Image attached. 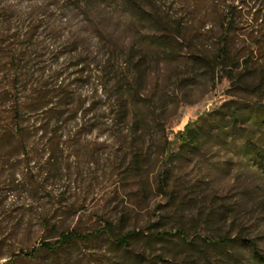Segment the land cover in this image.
I'll use <instances>...</instances> for the list:
<instances>
[{
    "label": "rangeland",
    "instance_id": "374dc122",
    "mask_svg": "<svg viewBox=\"0 0 264 264\" xmlns=\"http://www.w3.org/2000/svg\"><path fill=\"white\" fill-rule=\"evenodd\" d=\"M0 13L24 32L36 27L34 77L58 75L67 95L55 152L44 150L48 137L40 135L35 147L10 145L0 95V264H117L123 251L104 238L58 254L41 249L45 240L91 232L106 220L120 234L183 228L199 244L202 236L233 239L228 251L210 248L209 264H250V240L264 254V0H0ZM228 17V60L241 65L214 71L200 58L215 55ZM156 31L177 36L175 53L152 43ZM134 46L149 52L140 74L126 65ZM108 51L132 84L139 137L129 122L116 136L108 117L98 118L111 85L101 88L96 66L90 77L79 73L77 62L100 61ZM93 100L102 101L101 111L89 112L81 130ZM193 121L204 128L201 143L181 147L178 133ZM169 238L141 237L135 249L187 264L185 247Z\"/></svg>",
    "mask_w": 264,
    "mask_h": 264
},
{
    "label": "trees",
    "instance_id": "16d2710c",
    "mask_svg": "<svg viewBox=\"0 0 264 264\" xmlns=\"http://www.w3.org/2000/svg\"><path fill=\"white\" fill-rule=\"evenodd\" d=\"M105 1L113 2L116 5L120 4V0ZM232 23L233 19L230 17L224 21V36L219 41L220 46L215 55L210 59L201 56L200 59L204 61V65L209 69L215 71L220 67L226 69L240 67L239 62L228 60L230 55L226 35L231 31ZM26 27L25 32L20 30L14 26L12 18L7 13H0V74H2L0 95H2V103L5 107L3 111L7 114V123L2 128H5V135L10 139V145L16 147L17 151L25 150L31 146L35 147V144H33L35 142L32 139L40 135L42 138L48 137L47 141L42 144L44 150L55 152L60 142L55 141L54 138L58 135L61 124L66 121V118L63 117L66 110L60 109L66 103L60 99L67 95L63 91L64 85L62 82L59 84L58 75L51 82H41L34 77L37 74L34 67L40 63V61L38 62L39 54L37 53L39 46H36L37 43L34 39L36 27L32 25ZM152 38L153 44L159 42L163 50L170 54L177 51V45L180 43L177 36L168 31H156L152 34ZM148 53L147 49L132 47L126 65L133 63L140 74L143 71ZM116 57L113 51H108L100 61L77 62L78 65H82L79 73L85 75V72L88 71L86 77H90L89 66L93 64L96 66L100 79H103L101 82L102 89L104 85H111V90L107 89L105 94L104 102L107 111H101L102 101L93 100L88 108L82 110L84 123L81 124L80 129L84 130L87 127L85 123L91 119H86L89 112L100 110L101 113L98 114V118L108 117L111 124L110 131L114 135L117 136L122 132L124 125L129 122L128 128L131 129L132 135L139 137L141 135L138 126L140 120L131 116L133 108L128 97L132 91V84L129 78L125 77L123 67L118 63ZM83 105V102L77 104L74 112L79 113ZM92 128L91 126L89 130H92ZM178 134L181 147L199 145L204 135V128L202 125H198V121H193L187 124ZM38 144L40 145L39 142ZM53 158H50L48 162H51ZM159 186L162 192L168 193L167 177L162 176L160 178ZM171 236H177L181 245L185 247L189 259L187 264H196L197 261L201 264H209L210 248H217L218 252L222 253L225 250L228 251L234 242L230 238L215 240L212 237L202 236L203 242L199 244L198 240L191 237L183 228L176 231L158 230L151 232L129 230L120 234L116 232L114 222L106 220L104 226L91 232L82 233L71 230L63 232L55 240H45L41 244V249L58 254L61 249L75 242L104 238L111 249L123 251L117 264H174L175 260L162 258V254L150 258L135 249L136 243L141 237H146L148 240L167 242L171 240L169 238ZM247 245L252 256L250 264H264V254L259 249L258 244L250 240ZM36 251L37 249H34L32 254Z\"/></svg>",
    "mask_w": 264,
    "mask_h": 264
}]
</instances>
